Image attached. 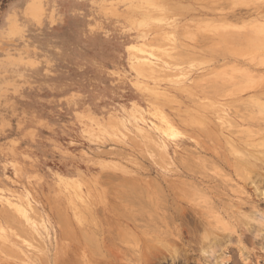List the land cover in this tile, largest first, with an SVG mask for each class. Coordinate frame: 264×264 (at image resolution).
<instances>
[{"label": "rangeland", "instance_id": "1", "mask_svg": "<svg viewBox=\"0 0 264 264\" xmlns=\"http://www.w3.org/2000/svg\"><path fill=\"white\" fill-rule=\"evenodd\" d=\"M263 10L264 0H0V264L60 261L61 220L79 226L82 209L95 217L85 228H98L107 209H137L120 193L165 198L151 204L157 215L143 213L149 224L178 206L213 221L254 195L233 164L248 157L264 173ZM179 196L187 200L174 202ZM259 213L248 222L261 241ZM161 219L167 241L159 224L132 235L114 221L107 227L123 242L116 237L111 248L157 234L176 244L173 222ZM232 221L210 227L232 234ZM205 249L190 264L213 263L218 252Z\"/></svg>", "mask_w": 264, "mask_h": 264}, {"label": "bare ground", "instance_id": "2", "mask_svg": "<svg viewBox=\"0 0 264 264\" xmlns=\"http://www.w3.org/2000/svg\"><path fill=\"white\" fill-rule=\"evenodd\" d=\"M233 7H235V6H233ZM240 13L238 12L237 14H240ZM247 13H249V12L247 11ZM232 15H234V14H232ZM227 17H228V15L226 16V18ZM229 17H230V15H229ZM229 17H228V19L231 20V17L230 18ZM234 17H232L233 18V21L235 19H239V17L238 18H236V16H234ZM257 17H260V16H257ZM253 19H254V17H253ZM235 21H237V20H235ZM251 22H253V21H251ZM262 32H260V33H262ZM262 36L263 37L261 38V40L259 39L260 42L264 40V33H263ZM259 45L262 46V44H259ZM231 52L232 51H230L229 53H231ZM234 54H235V52L233 51V54L232 55H234ZM226 55H224V56H226ZM225 58L227 59V57H225ZM230 61H232V60H229V62ZM225 62L227 63V61H225ZM233 62H234V60H233ZM241 62H242V60H241ZM230 64H233V63L231 62ZM240 64H242V63H240ZM244 64H246V63H244ZM235 66H236V64H233V67H235ZM242 66H244V65L242 64L241 67ZM236 68H237V66H236ZM249 70L252 71L253 69H249ZM246 72L244 71V73H246ZM246 75H247V73H246ZM242 78H244V77H242ZM259 94H263V96H264V93H262V92L261 93H258V95ZM250 104H252V103H250ZM260 104H261V101H260V103L258 105H260ZM254 105L255 104H253V106ZM263 105H261L262 109H264V106ZM242 109H244V108H242ZM251 109L252 110H255V108H253V107ZM257 111H261V109L260 110H257ZM249 112H251V111H249ZM242 138H245V137H242ZM253 146H252V148H253ZM249 147H250V145H249ZM257 147H259V146H257ZM250 157L256 158V155L255 154L254 155L253 154H250ZM261 158H262V160L264 159V154L261 156ZM250 159L248 157H244L240 161V164L239 165L238 164H235V163L233 164V166H234V172H235L236 175H239V178L242 181L243 187H245L246 185L247 186L248 185L249 186L252 185V189L254 188V191H255V192L253 191L254 192V195L252 194L251 197L248 196V195H246V196H248L250 198H248L247 201L245 200L246 201L245 203H241V202H243V201H241L240 202L241 205H238V204L236 206L234 205L235 207H237V209H238L237 211H234V212L232 211L231 213L230 212L225 213L226 210L224 211V213H222V212L219 211V215L212 214L211 217H210V215L206 214V216H208V218L209 217L210 218L213 217L212 218L213 221L205 220L207 217L206 218H203L200 215H199L200 217L199 216L197 217L196 216L197 214H195V212L192 211L189 207H186L189 210V212H188V210H186V208H182L181 206H178L179 208L177 207V209L175 208V210L173 212V217L172 218H170L171 215H169V213H168L169 216L168 215H164L165 216V218H163L164 219V222L166 221L167 217L171 221L170 222L167 219L169 221V223H172L173 222L171 225H173V229H175L174 232H177L176 233L177 236H178V242L177 243L180 245L179 248H172V247H175V245L178 246V244L176 242H175L176 244H174L173 241L171 242V239L169 240L170 243L171 244L172 243L174 244L173 246L171 245L172 247H170V244L168 245L169 241H168V243L164 242V239H165V241L168 240L167 239L168 238L167 237V235H168L167 234V231H164L165 228L164 227H161L163 225V223L160 222V219L161 218L160 219H156L157 216L155 218H153L154 215H157V214L156 213H153L154 211L151 210V208H152V206H151L152 202H158L159 203L161 200L164 201L165 198L164 199L162 197L161 198H155V200H153L154 198L153 199H151V198L148 199V198H145L144 196L142 197V194L143 193H139V194H141V196H139L138 193H136L134 191H131L132 188H130L129 189L130 192L129 191L128 192L129 193H132V194H135L136 193L137 195L136 194L135 195H128V194H121L120 193V195H119L118 198H119L120 201H121V199H122V201L123 200L126 201V202H124V201L123 202L124 203H127V205L129 204L128 206H132L133 205V208L137 207V209L136 208L133 209L132 207L130 208L128 206H125L126 204L124 205L123 202H120V203H123V205L125 207H128V208H126L127 210L128 209L129 210L133 209V210L132 211H129V212L125 213V214H123V213H121V211H118V212L116 211L118 208L116 210L114 209L115 211H113V209L111 211H109L107 209L106 214L108 213V215L106 217L105 216L106 214L105 215L103 214L105 216V218L102 219V220H104V223H102V226H100V227H98L99 226L98 225L97 226L98 228H95V227L93 228V225H92V227H86L85 228V226H84L85 224H84L83 220L84 221L87 220L88 221V224L89 223L91 224V223H93L95 221V219H94L95 217H93L91 215H90V217L87 216L85 213H83L85 211H81L82 209L79 210V213L76 214L77 222L80 223L79 226H77V225L74 226V223H73V226L74 227H72V223H71V219L70 218H64L63 221L61 220V222L63 223V224L61 223L62 224V228H63L62 229V239H65L67 241L66 242V245L65 246H62V248L64 249L63 250L64 257L62 256V259L60 258L61 260L58 261L57 257H55V255H53V257L52 256L50 257V261L52 262V264H121L122 261H124V263L126 264L127 261L122 260V258H120V257L123 256L124 257L123 259H127L128 257H130V256H128V257L126 256L125 251L131 249L132 247H134V249H132V250L133 251L135 250L134 251L135 252V255L134 256L132 255V258L131 257L128 258V261L129 262L130 261H134V262L139 263V264H156L162 258V259L165 260V263H161V264H179V262H177V259H179V257H180V258L183 259V262H182L183 264H190L189 260L191 258H194L195 257V254H197L196 251L202 252V251H204L205 248L208 247V248L211 249V251H217L218 252V255L214 258L215 260H214L213 263H207V260H205L206 259L205 258V259L202 260L203 262L201 264H257L256 263V261H257L256 259H261L263 257V255H264V222H262V223L260 222L258 228H255L254 227L255 229H257V231H260L262 233V235L260 237L261 238L260 239L261 241H258V240H255V238H254L255 235H254V231H253V226L250 225V223H249L250 221L249 220L252 219V221H253V219L255 218L254 216H255V213L256 212L261 211V214L262 215L264 214V211H262L260 209L261 206L263 205L261 201L264 202V190L263 191L261 190V189H263L262 187H264V173H261V172L259 173L257 170H255V166H250L249 167L248 165L251 164V160ZM235 188H236V186H235ZM238 190H241V189H238ZM242 192H244V191H242ZM201 193H202V191H201ZM111 197H112V195H111ZM113 197H117V196H113ZM180 198L181 197L179 196V198H176V199L174 198V200H173V198H171V199L174 202H176V203L177 202L179 203L180 200L181 199L183 200L184 198H185V200H187L186 199L187 197H184V198H181V199ZM107 200H110V199L108 198ZM191 201H193V200H191ZM216 202H217V205H218L219 202L218 201H216ZM244 204H246L247 206H244ZM231 206H233V205H231ZM228 208H230V207H228ZM241 208L242 209H245V211L244 210L241 211ZM84 209H86V207ZM87 209H86V211H87ZM135 210H137V212L141 211L142 213L135 214ZM87 212H90V210L88 209ZM143 213L144 214L145 213L146 214L148 213V215H150V213H153V217L151 216L152 218H150L151 221L148 218V220L150 222H152V224H149L148 222L146 223L147 220L144 221V218L150 217V216H146ZM187 213H189L191 215V220H190L189 214H187ZM239 213H241V214H239ZM73 216H75V214ZM160 216L163 217V215H160ZM238 216H240V219H239L240 221L237 220L238 219ZM263 216H261L262 219H264ZM62 217H64V215ZM224 217H226L227 219L230 220L231 225H232V222H233L232 220L233 219L235 220V222H238V223L239 222H242L243 224L241 223V225H240V223L239 224L237 223V225L239 227H237V225H236L235 226L236 228L235 229H232V228H234V227H232L234 225L233 224L231 226L232 228L231 227L227 228V229H229L230 232L232 231V234H226V235L224 234V235H222V234L218 233V231H220V232L222 231L223 232V230L225 229V227L222 226V227H220V230H216V231H214L211 227L213 225L212 222L214 224H216V222L222 221L224 219ZM241 217H244V220L241 221ZM60 219H62V218H59V220L57 219V221H59V223H60ZM163 219H161V220H163ZM90 221H92V222H90ZM114 221H123V222H126L130 226L129 227V231H130V228H131V230L134 231V233L133 232H130V234H132V235H134L135 232L136 233L137 232L142 233V232H144L145 229L148 230V232H149V230H151V232H153L152 230L154 228L157 229L159 227L157 224H159L160 227H161V228H159V232L163 231V235L165 233V235H164L165 237H163V235L157 234L158 230H154L155 233L157 235H159V236L155 235V238H154V235L152 234L153 235V237L151 235L152 238L147 239V240L146 239H144V240L142 239L143 243L142 244L139 243V246L137 244H135V245L133 244L134 246H131V248H129V247L126 248L125 247V249H124L125 251L124 250H122V251L119 250V249L124 248V247H120V248L118 247L119 249L113 250L112 249L113 247L111 248V246H113V244H114L112 242V239H114V238L116 239V237L119 236V235H117L118 234V231L117 230L119 229V226H117V224H116V226L118 227V229L117 230L114 229L115 231H117V234L115 232V235L116 236L115 235L113 236V232H112L113 229L110 228L112 226V224H113ZM191 221H192L193 224L191 223ZM123 222H122L121 225H123ZM174 223H175V225L177 223V225L175 226ZM227 223H229V222H227ZM165 224L166 223H164V225ZM244 224H245V227L242 228L241 226H243ZM107 226H110V227H107ZM156 226H158V227H156ZM117 227H115V228H117ZM126 228H128V226H126ZM162 228H164V230ZM166 229H167V227H166ZM169 229H171V228H169ZM169 229H167V230H169ZM119 230L121 231V229H119ZM123 231H126V230L123 229ZM195 231H204V232H202L200 234V236L198 237L197 234L196 235L194 234ZM229 231H227V232L229 233ZM120 234H121V232H120ZM95 235H98L97 237L100 236V238H98V239H100L99 240L100 242H98V240L95 238L96 237ZM125 235H127V233H125ZM93 236H95L94 239H96L97 241H95V240L93 241ZM170 236H172L171 233H170ZM120 237H121V235H120ZM120 237H118L116 240L120 239ZM72 238H74L73 241H72ZM137 239H136V242L139 241ZM155 239H156L155 242L159 243V245H157V243L155 244V242H154ZM158 239L160 241H158ZM120 240L123 242L122 239H120ZM128 240H129V242H131L132 241L131 237H130V239H127L126 242H128ZM133 240L135 241V239H133ZM231 242H234V243H231ZM131 243H133V242H131ZM163 249L168 252V257L162 255V252L161 251ZM181 249H183L184 251H186V254L184 256H182V254H181ZM78 250H79V252H78ZM75 251H77L78 253H76ZM72 252H75L74 255H71ZM121 253H122V255L120 256ZM136 253H139V255L138 254L136 255ZM228 253H230L229 256H228ZM202 254L204 255V253H202ZM261 260H263V259H261ZM119 261H120V263H118ZM160 261H162V260H160ZM47 262H48V260H47ZM257 262H260V261L258 260ZM42 264H44V263L42 262ZM260 264H262V263H260Z\"/></svg>", "mask_w": 264, "mask_h": 264}, {"label": "snow or ice", "instance_id": "3", "mask_svg": "<svg viewBox=\"0 0 264 264\" xmlns=\"http://www.w3.org/2000/svg\"><path fill=\"white\" fill-rule=\"evenodd\" d=\"M176 135H178V133Z\"/></svg>", "mask_w": 264, "mask_h": 264}]
</instances>
